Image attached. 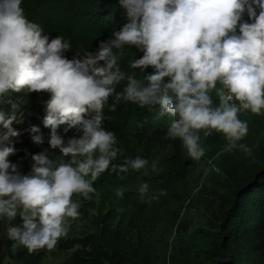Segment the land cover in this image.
Instances as JSON below:
<instances>
[{
    "label": "clouds",
    "instance_id": "1",
    "mask_svg": "<svg viewBox=\"0 0 264 264\" xmlns=\"http://www.w3.org/2000/svg\"><path fill=\"white\" fill-rule=\"evenodd\" d=\"M22 3L0 0V102L10 91L48 93L43 125L50 130V149L61 155L59 162L46 153L32 155L27 175L9 161L16 154L12 138L21 135L13 125L24 123L21 106L27 101H8L10 113L0 111V218L19 215L21 223L7 229L13 250L54 249L68 235L69 221L80 216L73 197L90 200L94 182L110 167L148 174L149 161L140 156L113 164L124 150L116 146L115 133L103 127L110 98L112 112L122 101L149 111L158 106L157 119H170L165 138L180 140L193 160L205 155L201 133L205 138L222 134L224 152L239 148L251 155L240 143L248 124L239 114L264 110V0H120L127 22L114 38L72 59L65 56L71 42L44 35L26 18ZM245 13L251 22L243 20ZM126 46L143 53L131 69L153 71L139 79L123 71L114 50ZM61 126L65 135L72 129L82 135L65 141ZM28 131L33 143H44L39 127ZM158 163L152 161L151 172L159 173ZM124 192L120 187L115 195L123 198ZM138 192L149 204L167 195L166 190L151 193L143 181Z\"/></svg>",
    "mask_w": 264,
    "mask_h": 264
},
{
    "label": "trees",
    "instance_id": "2",
    "mask_svg": "<svg viewBox=\"0 0 264 264\" xmlns=\"http://www.w3.org/2000/svg\"><path fill=\"white\" fill-rule=\"evenodd\" d=\"M21 6L26 18L40 25L44 35L50 39L63 36L71 42V50L65 53L68 59L78 51H97L100 41L114 38L113 33L127 22L120 0H23ZM243 20L251 22L246 13ZM114 51L120 55L121 69L135 73L138 79L153 71L130 68V63L143 55L135 47ZM122 88L123 84L117 91ZM212 97L216 102L214 92ZM49 98L48 93L10 91L0 102V111L10 113L8 101H27L21 106L24 123L13 125L21 135L12 138L16 154L9 157L24 175L31 172L32 155L46 153L59 162L61 154L50 149V130L43 125L44 102ZM112 102L110 98L105 106L103 127L115 133L116 146L124 150L113 164L119 166L128 157L140 156L149 161L148 174L131 169L120 173L110 167L94 182L96 191L90 200L73 197L80 204L84 230L58 241L60 251L71 252L63 264H264V139L256 135L257 144L248 146L251 155H246L239 148L224 152L226 142L220 133L206 138L201 133L205 155L193 160L180 140L165 138L170 119H157L158 106L149 111L122 101L112 112ZM245 113L261 134L256 118L262 113ZM32 126L40 128L42 145L33 143L28 131ZM64 127L58 131L65 141L82 135L77 129L65 135ZM153 160L159 162V173L150 170ZM209 163L215 166L206 174ZM138 177L149 184L151 193L166 190L167 195L151 204L142 202ZM120 187L125 189L123 198L115 195ZM195 206L210 217L206 227L190 232L185 213ZM20 223L18 215L11 226ZM6 230V218H0V264L7 258L20 264H45L43 253L13 250Z\"/></svg>",
    "mask_w": 264,
    "mask_h": 264
},
{
    "label": "rangeland",
    "instance_id": "3",
    "mask_svg": "<svg viewBox=\"0 0 264 264\" xmlns=\"http://www.w3.org/2000/svg\"><path fill=\"white\" fill-rule=\"evenodd\" d=\"M239 118L242 121L247 122L248 124V134L247 136L244 138V140L240 141V143L246 144L247 146H252L257 144V140H256V135H258L260 138L264 139V112L261 114L260 117H257V121H259V128H260V133H256V131L254 130V128L252 127L251 123L252 121L249 119L248 115L245 112H241L239 114ZM10 161V160H9ZM215 165H213V163H209L205 166V173L208 174L209 172H211V170L214 168ZM209 213H206L204 211V209L202 207H192L190 208L186 213H185V218L188 220L189 222V231H195L197 229L200 228H204L207 225V222L209 220ZM11 221L6 218V227L7 229L9 227H11ZM70 228H69V232L68 235L65 236V238H73L75 236H78L82 233V231L84 230V223L81 220L80 216L75 219V220H70ZM7 231V230H6ZM20 248H24L23 246H19L16 248V250H19ZM34 254H39V253H43L45 255V264H63V262L65 261V259L67 258V256H69L71 254V252H62L59 250L58 248V243L56 245V247L52 250H48V249H40L37 250L36 252H33ZM5 264H20L17 261H15L14 259H10L7 258L5 259Z\"/></svg>",
    "mask_w": 264,
    "mask_h": 264
}]
</instances>
